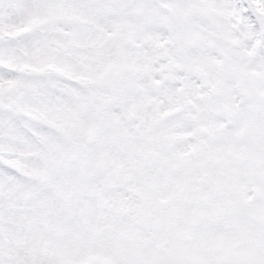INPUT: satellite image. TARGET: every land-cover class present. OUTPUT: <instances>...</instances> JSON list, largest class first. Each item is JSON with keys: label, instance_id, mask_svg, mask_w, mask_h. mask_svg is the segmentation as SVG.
Here are the masks:
<instances>
[{"label": "snow or ice", "instance_id": "snow-or-ice-1", "mask_svg": "<svg viewBox=\"0 0 264 264\" xmlns=\"http://www.w3.org/2000/svg\"><path fill=\"white\" fill-rule=\"evenodd\" d=\"M0 264H264V0H0Z\"/></svg>", "mask_w": 264, "mask_h": 264}]
</instances>
